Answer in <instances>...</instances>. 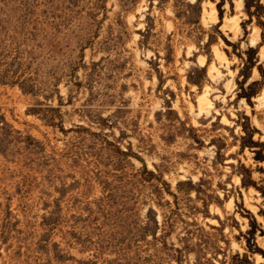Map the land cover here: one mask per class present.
Returning <instances> with one entry per match:
<instances>
[{
    "label": "rangeland",
    "instance_id": "374dc122",
    "mask_svg": "<svg viewBox=\"0 0 264 264\" xmlns=\"http://www.w3.org/2000/svg\"><path fill=\"white\" fill-rule=\"evenodd\" d=\"M219 2L0 0V264H264V121L200 105L264 27Z\"/></svg>",
    "mask_w": 264,
    "mask_h": 264
},
{
    "label": "clouds",
    "instance_id": "9594fccd",
    "mask_svg": "<svg viewBox=\"0 0 264 264\" xmlns=\"http://www.w3.org/2000/svg\"><path fill=\"white\" fill-rule=\"evenodd\" d=\"M219 2V0H217ZM224 7L227 8L228 4L225 3ZM242 7V0L236 3L237 12L240 11ZM221 63L219 68H213V72L215 75L212 76L214 81V86L211 89H205V97L201 99L206 102V107L203 109L208 115H211L212 112L222 113H231L233 115H242L247 114L251 117L252 123L255 126L257 116L260 117L262 121H264V89H261L259 93L253 95L251 97V107L249 100L247 98L241 97L238 99L240 95L241 88L238 85V79L243 80L240 77V72L243 69V64L237 59L233 58L231 60V64L236 65L235 70H229V62L221 57ZM225 71H221V70ZM259 75H253L251 79H248L244 84V88H248L249 85H252L254 81L259 80ZM226 90V92L224 91ZM209 92L215 93L214 99L212 101H206V97ZM214 105H219V107H214ZM211 110V111H209ZM253 110L257 113V116H253ZM223 124L228 125L230 123L229 119L225 118L222 121ZM264 130V129H262ZM237 132L240 131L239 128L236 129Z\"/></svg>",
    "mask_w": 264,
    "mask_h": 264
},
{
    "label": "trees",
    "instance_id": "16d2710c",
    "mask_svg": "<svg viewBox=\"0 0 264 264\" xmlns=\"http://www.w3.org/2000/svg\"><path fill=\"white\" fill-rule=\"evenodd\" d=\"M221 4H223V0H221V1L218 3V5H221ZM244 6H245V9H246V11H247V13H248L250 19H251V17H252V14L255 13L256 16H257V23L259 24V26L264 27V22L260 19L261 14L264 13V5L261 3V1H260V0H245V4H244ZM253 7H254V10H253V12H252L251 8H253ZM248 51H253V49L250 47ZM243 76H244V78H246L245 75H243ZM254 93H255V92H252V93H249V94H243V95L240 96V97H245V98H247V99L249 100L250 96H252ZM257 159H259V160H264L263 157H259V158H257ZM251 242H252V243H251ZM247 243H248V244L250 243L249 245H251V246H249V248L252 247V246L255 247V244H254V241H253V237H252V239H250V240L247 239ZM253 250H254V249H253ZM258 251L261 252V250H258ZM261 253L263 254V252H261Z\"/></svg>",
    "mask_w": 264,
    "mask_h": 264
},
{
    "label": "bare ground",
    "instance_id": "6f19581e",
    "mask_svg": "<svg viewBox=\"0 0 264 264\" xmlns=\"http://www.w3.org/2000/svg\"><path fill=\"white\" fill-rule=\"evenodd\" d=\"M221 57H222V55H221ZM211 70H212V67L209 68V71H211ZM202 97H204V95H202L201 98H202ZM201 98H200V105H202L203 103H205V101H203ZM206 99H207V98H206ZM198 101H199V100H198ZM199 108H202V107L199 106ZM203 108H204V107H203Z\"/></svg>",
    "mask_w": 264,
    "mask_h": 264
}]
</instances>
